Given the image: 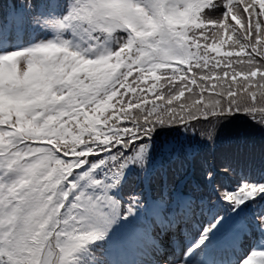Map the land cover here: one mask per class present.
I'll list each match as a JSON object with an SVG mask.
<instances>
[{"label":"snow or ice","instance_id":"snow-or-ice-1","mask_svg":"<svg viewBox=\"0 0 264 264\" xmlns=\"http://www.w3.org/2000/svg\"><path fill=\"white\" fill-rule=\"evenodd\" d=\"M0 264H264V0H0Z\"/></svg>","mask_w":264,"mask_h":264},{"label":"trees","instance_id":"trees-1","mask_svg":"<svg viewBox=\"0 0 264 264\" xmlns=\"http://www.w3.org/2000/svg\"><path fill=\"white\" fill-rule=\"evenodd\" d=\"M186 95H187V93H186Z\"/></svg>","mask_w":264,"mask_h":264}]
</instances>
